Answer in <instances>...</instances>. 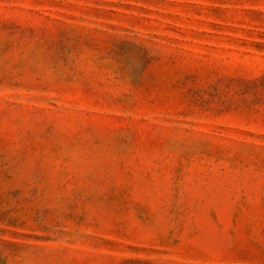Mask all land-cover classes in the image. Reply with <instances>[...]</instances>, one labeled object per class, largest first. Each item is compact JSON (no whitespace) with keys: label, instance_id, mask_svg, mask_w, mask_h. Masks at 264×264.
Wrapping results in <instances>:
<instances>
[{"label":"rangeland","instance_id":"1","mask_svg":"<svg viewBox=\"0 0 264 264\" xmlns=\"http://www.w3.org/2000/svg\"><path fill=\"white\" fill-rule=\"evenodd\" d=\"M0 264H264V0H0Z\"/></svg>","mask_w":264,"mask_h":264}]
</instances>
